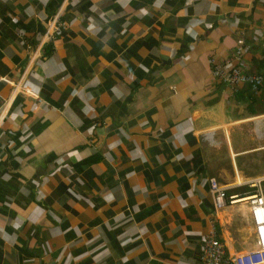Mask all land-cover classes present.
Masks as SVG:
<instances>
[{
    "label": "crops",
    "instance_id": "crops-1",
    "mask_svg": "<svg viewBox=\"0 0 264 264\" xmlns=\"http://www.w3.org/2000/svg\"><path fill=\"white\" fill-rule=\"evenodd\" d=\"M226 58L264 71V0H0V264H201L211 220L226 254L239 223L251 243L207 182L264 180V112L211 75Z\"/></svg>",
    "mask_w": 264,
    "mask_h": 264
},
{
    "label": "built area",
    "instance_id": "built-area-1",
    "mask_svg": "<svg viewBox=\"0 0 264 264\" xmlns=\"http://www.w3.org/2000/svg\"><path fill=\"white\" fill-rule=\"evenodd\" d=\"M63 27L64 23L59 19L57 13H54L52 16L48 15L43 19L44 30L42 40L35 50L36 55L42 56L43 44L46 41H50L54 31ZM243 53L242 40L238 38L233 51V57L240 58L243 56ZM34 57L35 53L32 54L30 59ZM232 61V58H226L222 63L214 62L210 69V73L214 79L227 83L230 87L248 84L251 90L256 91L264 82V71L247 73L235 67ZM10 84L14 90L16 84L13 81H10ZM18 90L23 95L29 93V91L21 87ZM34 98L36 101L40 100L37 95ZM2 116L3 114H0V121L2 120ZM207 182L214 213L220 209H224L228 205L242 203L247 211L252 238L250 245L246 249L228 255L225 252L224 242L217 236L214 221L211 220L207 232L202 235L199 253L201 264H264V192L256 182L250 183V185L256 187L254 191L240 195L238 193L227 194L224 184L213 176L208 177Z\"/></svg>",
    "mask_w": 264,
    "mask_h": 264
},
{
    "label": "rangeland",
    "instance_id": "rangeland-1",
    "mask_svg": "<svg viewBox=\"0 0 264 264\" xmlns=\"http://www.w3.org/2000/svg\"><path fill=\"white\" fill-rule=\"evenodd\" d=\"M261 127V129H262V131L264 132V117H262L261 118V120H260V123H259V128ZM257 134H259L260 133V131H257L256 132ZM254 135V134H253ZM255 139V138H254ZM264 139V138H263ZM253 143H257V142H253ZM257 144H259V145H263L264 146V141H260V142H258ZM255 146V144L254 145H252V147H254ZM250 155H252L253 156V158H251V159H258L259 161H260V165H258V166H256L255 167V169L257 170V171H259V170H261V172H264V147H257L256 149H255V151H253V152H251L250 153ZM249 165L252 167V163H249ZM258 167L260 168V169H258ZM260 186H261V189H262V191L264 192V180H262L261 182H260ZM246 185L245 186H242L241 188H239V191H237L236 193H238L239 195L241 194V192H243V194H246V193H248V192H246L247 190H246ZM248 187H251V186H248ZM252 191H254V188H253V190ZM245 192V193H244ZM233 205V204H232ZM235 205V207H243V205H242V203H235L234 204ZM236 213V212H235ZM238 213V212H237ZM239 235L242 237V241H243V245L245 246L244 247V249H246L249 245H250V240H249V237L248 236H246L247 234H246V230L244 229V227H243V225H242V223H239Z\"/></svg>",
    "mask_w": 264,
    "mask_h": 264
},
{
    "label": "trees",
    "instance_id": "trees-1",
    "mask_svg": "<svg viewBox=\"0 0 264 264\" xmlns=\"http://www.w3.org/2000/svg\"><path fill=\"white\" fill-rule=\"evenodd\" d=\"M246 86L247 87L243 89V91H245L246 93H243L246 94L247 99L250 98L249 103H247V110L251 113H255V111H258L257 113L264 112V82L257 88L259 92L256 94L249 90L250 87L248 84H246ZM255 103L256 106L253 107ZM246 190V192H251L252 188Z\"/></svg>",
    "mask_w": 264,
    "mask_h": 264
}]
</instances>
